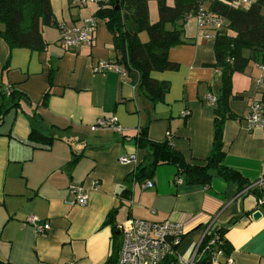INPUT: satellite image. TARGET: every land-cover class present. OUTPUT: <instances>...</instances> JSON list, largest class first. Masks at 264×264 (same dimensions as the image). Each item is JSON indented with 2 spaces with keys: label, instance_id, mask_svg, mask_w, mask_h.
Segmentation results:
<instances>
[{
  "label": "crops",
  "instance_id": "obj_1",
  "mask_svg": "<svg viewBox=\"0 0 264 264\" xmlns=\"http://www.w3.org/2000/svg\"><path fill=\"white\" fill-rule=\"evenodd\" d=\"M205 1L208 6L210 0ZM50 4L56 26L42 29L44 51L9 49L0 38V86H12L21 95L18 106L0 121V263L105 264L114 235L121 240L114 229L136 219L180 224L178 257L190 258L205 235L218 228L225 230L232 264H264V209L254 195L239 196L235 185L218 178L207 187L187 185L170 165L158 166L151 178L131 180L148 156L147 149L135 145L140 129L153 142H163L170 132L172 147L189 163L208 157L214 103L206 97H217L221 85L214 42L206 38L214 32L198 30L193 17L187 18L183 36L188 43L168 52L178 70L151 73L153 80L169 83L163 102L152 103L118 73L93 72L98 61L114 57L112 37L99 25L92 45L73 50L60 45L57 26L79 25L94 14L91 6L79 8L67 0ZM263 77L264 61L233 74L229 107L238 118L223 126V165L251 183L264 178V129L248 130L243 117L259 101ZM185 111L190 112L186 119ZM111 118L121 134L90 130ZM32 130L53 141L28 140ZM123 156L134 159L120 164ZM73 157L77 160L71 163ZM147 181L152 188H142ZM71 185L82 187L85 206L69 203ZM256 213L259 217L253 218ZM32 218L48 223L49 231L37 233ZM224 260L222 255L211 264Z\"/></svg>",
  "mask_w": 264,
  "mask_h": 264
},
{
  "label": "trees",
  "instance_id": "obj_2",
  "mask_svg": "<svg viewBox=\"0 0 264 264\" xmlns=\"http://www.w3.org/2000/svg\"><path fill=\"white\" fill-rule=\"evenodd\" d=\"M115 1L108 6L97 8L92 16L106 22L114 52L110 61L122 67L130 84L152 103L163 102L169 91V83L153 80L151 73L178 70L179 66L168 60V52L175 46L188 43L183 36L187 18L195 19L198 11L202 9L223 22L221 29H212L214 67L220 71L221 85L213 108V139L208 157L189 163L172 147L171 139L153 142L147 138L146 130L140 129L134 138L135 145L140 149H147L148 156L145 163L136 168L131 180L143 181L151 178L158 166L170 165L175 167L176 176L182 177L187 185L207 187L213 178H218L227 184L235 185L236 194L239 196L246 193L254 195L257 203L262 202L264 209V180L259 179L251 183L237 171L223 165V126L226 121L238 118L229 107L232 98V76L235 73H243L251 62L262 64L264 61V0H249L248 4L237 3V0H210L208 8L202 6L205 0H171L172 5H168L167 0H155L158 20L154 23L149 21L148 0H118V4ZM167 23L171 24L170 29H166ZM0 25V38L9 49L26 48L41 52L47 46L42 37V29L54 27L56 22L50 0H0ZM57 27L59 28V25ZM140 31L147 32V42L142 43L139 40ZM52 77L51 74L50 83ZM6 87L7 85L0 86V121L8 110L18 106L21 99V95L12 86H9V91L5 90ZM47 97L48 92L43 96V105ZM258 102L264 107V87ZM188 117L189 115L184 119ZM28 140L50 145L53 138L32 130ZM76 160L77 158L73 157L71 163ZM127 193L126 190L123 191L124 195ZM113 214L114 210L109 213L107 222L113 220ZM213 236L217 237L215 244L210 246L208 252L195 264H211V254L217 251L221 252L224 258L230 256L232 248L224 237L225 230L218 228H213L205 235L198 252L201 253L205 249ZM117 239L118 236L114 235L111 255L105 264L116 262L120 248ZM169 260L173 261L174 256Z\"/></svg>",
  "mask_w": 264,
  "mask_h": 264
},
{
  "label": "built area",
  "instance_id": "obj_3",
  "mask_svg": "<svg viewBox=\"0 0 264 264\" xmlns=\"http://www.w3.org/2000/svg\"><path fill=\"white\" fill-rule=\"evenodd\" d=\"M113 0H67L70 5L84 8L96 5L97 8L108 6ZM118 1V0H117ZM237 3L248 4L249 0H237ZM199 29L219 30L223 27V22L212 14L200 9L195 16ZM97 29V18L90 16L81 21L79 25L61 24L59 25V42L66 50H73L79 46H90L92 37ZM206 38L213 39L212 34H207ZM95 73H104L113 71L120 75L122 79H126V73L122 67L113 63L110 60L98 61L92 68ZM264 77L259 80L260 86L263 88ZM9 91V86L5 88ZM206 100L209 103H215L216 97L208 95ZM189 111L183 113V117L188 116ZM245 126L248 130L264 129V107L258 101L252 102L243 117ZM98 128H110L114 132L121 134L122 128L119 127L115 119L111 118L108 121L101 120L96 125L90 127L91 131H96ZM166 139H171L170 132L166 133ZM134 159L133 156H123L119 159L120 164H127ZM264 180V178H262ZM262 183V181H260ZM97 184V183H95ZM151 181H147L142 185V188H152ZM264 187V182H263ZM68 201L71 204L85 206L88 202V197L83 192L82 187L71 185L68 189ZM258 204H262L259 202ZM37 233L44 234L49 231V224L41 222L36 218L30 219ZM120 232V248L118 256L114 264H195V262L205 253L209 247L215 244L217 237H212L207 243L205 249L199 253L196 247L193 255L190 258L184 259L178 257L175 252V246L178 245L183 235V230L180 224L173 221H164L160 223L149 222L146 220L128 219L124 226L117 227ZM223 254L219 251L211 254V262ZM174 256V260L169 259ZM66 264H77L75 261H68ZM224 264H232L230 258H225Z\"/></svg>",
  "mask_w": 264,
  "mask_h": 264
},
{
  "label": "rangeland",
  "instance_id": "obj_4",
  "mask_svg": "<svg viewBox=\"0 0 264 264\" xmlns=\"http://www.w3.org/2000/svg\"><path fill=\"white\" fill-rule=\"evenodd\" d=\"M167 4L168 5H172V1L171 0H167ZM207 4H208V1H204L203 2V5H204L203 7L204 8H208ZM147 7H148V17H149L150 23L156 22L158 20V12H157V4H156V1L155 0H148ZM91 8L93 10L92 12L95 13L96 10H97V6L96 5H92ZM262 12L264 14V8H262ZM190 21H192L194 23L195 22V19L191 18ZM105 23L106 22H105L104 19H97V26L99 25L101 33H105L109 38H111L110 32H109V30H108V28H107V26H106ZM186 23H188V22H186ZM170 25L171 24L167 23L166 24V29H170V27H171ZM0 27H2V26L0 25ZM195 27H197L196 22H195ZM197 29H198V27H197ZM138 38H139V40L142 43L147 42L148 41V34H147V32L146 31H140L138 33ZM246 53H247V51H245V54ZM252 63L253 62H251V65H252Z\"/></svg>",
  "mask_w": 264,
  "mask_h": 264
},
{
  "label": "water",
  "instance_id": "obj_5",
  "mask_svg": "<svg viewBox=\"0 0 264 264\" xmlns=\"http://www.w3.org/2000/svg\"><path fill=\"white\" fill-rule=\"evenodd\" d=\"M115 3L118 4V1L116 0ZM257 217H259V213H256V214L253 216V218H257ZM206 264H210V263H206Z\"/></svg>",
  "mask_w": 264,
  "mask_h": 264
}]
</instances>
